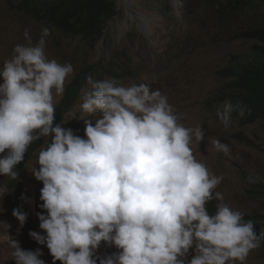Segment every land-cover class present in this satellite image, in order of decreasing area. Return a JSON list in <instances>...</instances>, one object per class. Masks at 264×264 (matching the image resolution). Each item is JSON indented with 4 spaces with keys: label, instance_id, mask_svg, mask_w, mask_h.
Segmentation results:
<instances>
[{
    "label": "clouds",
    "instance_id": "obj_1",
    "mask_svg": "<svg viewBox=\"0 0 264 264\" xmlns=\"http://www.w3.org/2000/svg\"><path fill=\"white\" fill-rule=\"evenodd\" d=\"M49 35L42 28L34 44L25 29L26 43L15 45L0 67V176L17 181L15 166L29 145L51 136L31 170L43 184L38 207L46 214L37 217L45 234L29 231V237L47 247L53 264H185L189 249L194 255L187 264H244L264 237L214 191L223 177L194 157L190 145L204 138L203 128L178 123L159 89L150 93L145 83L91 75L78 105L86 114L80 117L86 138L64 122L54 124V96L62 97L74 69L47 58ZM248 111L226 99L216 115L228 128L233 112L243 118ZM212 143L218 152H230L219 139ZM9 192L0 184V197ZM213 200L210 214L206 204ZM12 215L22 227L26 213L14 209ZM102 241L119 251L95 255ZM9 243L15 264H44L39 248Z\"/></svg>",
    "mask_w": 264,
    "mask_h": 264
},
{
    "label": "rangeland",
    "instance_id": "obj_2",
    "mask_svg": "<svg viewBox=\"0 0 264 264\" xmlns=\"http://www.w3.org/2000/svg\"><path fill=\"white\" fill-rule=\"evenodd\" d=\"M18 1L0 0V67L4 60L11 58L15 45L26 43L25 29L29 30L35 44L44 27L50 30L45 48L47 58L73 65L74 71L66 78L65 89L88 64L115 63L120 71L119 77L105 75L103 80L116 79L125 85L145 83L150 93L159 89L178 115V123L186 128H203L204 138L199 143L193 142L190 147L196 160L211 174L223 177L214 190L223 194V202L240 213L262 210L260 199L249 191L243 175L264 184V129L260 122L243 125L237 119H232L230 126L224 128L216 113L223 102L217 96L226 82L221 71L229 64L232 55L250 48L253 41L241 38L240 33L263 25L264 0L239 10L238 14L234 12L235 17L227 18L223 11L206 6L202 0H132L135 2L132 12L146 16L144 20L133 21L130 26L127 25V9L113 0L118 15L106 21L104 30L108 39L93 52L87 43L65 38L51 26L36 22L19 11ZM146 23L150 31H146ZM63 96L64 93L62 97L54 96L55 108ZM80 103L78 99L68 110L61 126L86 138L83 118H80L86 114L79 109ZM46 139L51 142V136ZM215 139L228 145L230 152H218L212 143ZM45 147L44 143L13 187L9 186L8 177L0 176V184L6 185L10 191L0 197V264H15L10 239L18 241L24 250L39 248L42 252L39 258L44 264H53L47 247L28 235L29 231L45 234L39 228L37 217L38 212L46 214V210L38 207L43 203L39 199L43 184L31 173L34 167H38V154ZM14 209L27 215L22 227L12 215ZM118 251L102 241L95 255L103 257ZM193 255V249H189L185 264ZM55 264L61 262L57 260ZM244 264H264V248L260 246L251 251Z\"/></svg>",
    "mask_w": 264,
    "mask_h": 264
},
{
    "label": "trees",
    "instance_id": "obj_3",
    "mask_svg": "<svg viewBox=\"0 0 264 264\" xmlns=\"http://www.w3.org/2000/svg\"><path fill=\"white\" fill-rule=\"evenodd\" d=\"M204 4L218 11H223L225 17H235L239 10L255 5L260 0H202ZM17 8L25 15L51 26L65 38L75 39L87 43L90 52L95 50L96 44L103 37L106 21L111 20L117 13L113 0H19ZM235 12V13H234ZM226 22V21H224ZM240 37L252 40L246 52L232 55L229 64L221 71L226 79L220 97L222 101L230 100L233 104L241 103L249 110L243 118L236 112L232 119H237L243 125L260 122L264 129V23L240 33ZM105 35L103 40H107ZM119 69L111 61L88 64L83 73L78 74L65 89L63 99L55 108L54 124L63 122L68 110L79 99L80 90L85 86L86 77L91 75L98 80L103 76L119 77ZM216 99V98H214ZM216 101H218L216 99ZM72 124L77 127L75 121ZM44 137L29 145L24 160L15 166L19 176L27 163L44 145ZM243 174V172H240ZM249 185V191L261 202V211L242 213L244 222L251 220L255 232L264 237V184L256 183L254 179L243 175ZM18 181V180H17ZM9 178V186L17 182ZM216 201H210L206 208L210 214L216 211ZM264 248V242L261 243Z\"/></svg>",
    "mask_w": 264,
    "mask_h": 264
},
{
    "label": "bare ground",
    "instance_id": "obj_4",
    "mask_svg": "<svg viewBox=\"0 0 264 264\" xmlns=\"http://www.w3.org/2000/svg\"><path fill=\"white\" fill-rule=\"evenodd\" d=\"M116 3L118 6H124L125 9H127V12H128V16H127V25L130 26V24L133 22V21H137L138 22V18L140 20H144L145 19V14H139V16H137L136 14H134L132 11V6L133 4L135 3L134 1L132 0H116ZM147 24V23H146ZM145 24V27L146 29L148 28V24L146 25ZM146 31H150L149 29H147ZM83 43V42H82Z\"/></svg>",
    "mask_w": 264,
    "mask_h": 264
},
{
    "label": "water",
    "instance_id": "obj_5",
    "mask_svg": "<svg viewBox=\"0 0 264 264\" xmlns=\"http://www.w3.org/2000/svg\"><path fill=\"white\" fill-rule=\"evenodd\" d=\"M118 9V7L116 8ZM118 15V13H116V15L114 17H116ZM105 31V30H104ZM103 38H104V34H103V37L100 39V41L98 42V45L95 47V49L97 50L99 45L103 42Z\"/></svg>",
    "mask_w": 264,
    "mask_h": 264
}]
</instances>
